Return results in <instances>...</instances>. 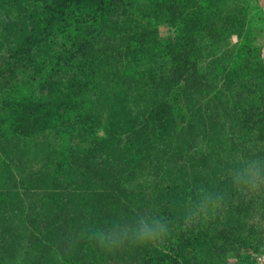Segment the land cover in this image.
<instances>
[{"label": "rangeland", "instance_id": "374dc122", "mask_svg": "<svg viewBox=\"0 0 264 264\" xmlns=\"http://www.w3.org/2000/svg\"><path fill=\"white\" fill-rule=\"evenodd\" d=\"M126 2L103 39L110 59L73 111L105 139L92 148L72 122L13 129L53 44L87 35L85 10L63 20L45 0H0V264L264 260V184L231 179L264 162V0ZM144 23L156 47L129 56ZM142 217L166 221L168 237L100 244L101 230Z\"/></svg>", "mask_w": 264, "mask_h": 264}, {"label": "trees", "instance_id": "16d2710c", "mask_svg": "<svg viewBox=\"0 0 264 264\" xmlns=\"http://www.w3.org/2000/svg\"><path fill=\"white\" fill-rule=\"evenodd\" d=\"M68 2H73V6H68ZM127 4L126 0H45L43 8L48 6L51 13H57L63 20L67 10L75 13L84 9L86 19L82 21V33L87 30V35L84 39L77 36L69 46L53 44L48 59L42 61L38 68L40 82L37 93L24 97L16 104L13 120L16 132L31 136L47 130L57 121L72 122L80 125L82 139L87 145L99 148L103 144L105 139L95 130L92 115L74 114L73 111L77 99L96 86V79L108 63L110 54L108 47L102 44L103 39H108L107 35L115 32V21L126 14ZM147 25L144 23V29L131 36L133 44L125 50L131 53L129 56L134 57L142 49L156 47L148 44ZM45 37L48 39V36ZM174 263L180 264V261L175 258Z\"/></svg>", "mask_w": 264, "mask_h": 264}, {"label": "clouds", "instance_id": "9594fccd", "mask_svg": "<svg viewBox=\"0 0 264 264\" xmlns=\"http://www.w3.org/2000/svg\"><path fill=\"white\" fill-rule=\"evenodd\" d=\"M232 183L243 188H256L264 184V162L249 160L237 166L231 172ZM221 198L217 197L213 203ZM169 224L161 218H140L133 224L116 225L110 231L101 230L98 239L102 246L112 247L125 241L137 244L164 241L170 233Z\"/></svg>", "mask_w": 264, "mask_h": 264}, {"label": "built area", "instance_id": "2783aa9c", "mask_svg": "<svg viewBox=\"0 0 264 264\" xmlns=\"http://www.w3.org/2000/svg\"><path fill=\"white\" fill-rule=\"evenodd\" d=\"M254 259L256 260V264H264L263 256L259 253L254 255Z\"/></svg>", "mask_w": 264, "mask_h": 264}]
</instances>
